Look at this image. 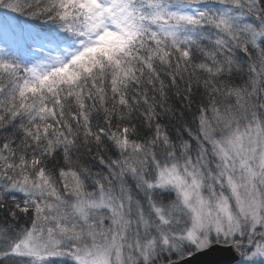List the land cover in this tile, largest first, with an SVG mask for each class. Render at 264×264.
Returning a JSON list of instances; mask_svg holds the SVG:
<instances>
[{
  "label": "snow or ice",
  "instance_id": "snow-or-ice-1",
  "mask_svg": "<svg viewBox=\"0 0 264 264\" xmlns=\"http://www.w3.org/2000/svg\"><path fill=\"white\" fill-rule=\"evenodd\" d=\"M0 12V264H264V0Z\"/></svg>",
  "mask_w": 264,
  "mask_h": 264
},
{
  "label": "trees",
  "instance_id": "trees-1",
  "mask_svg": "<svg viewBox=\"0 0 264 264\" xmlns=\"http://www.w3.org/2000/svg\"><path fill=\"white\" fill-rule=\"evenodd\" d=\"M0 18H6L7 20L13 21L18 26H25L28 22L23 17H16L13 14H5L0 12Z\"/></svg>",
  "mask_w": 264,
  "mask_h": 264
},
{
  "label": "rangeland",
  "instance_id": "rangeland-1",
  "mask_svg": "<svg viewBox=\"0 0 264 264\" xmlns=\"http://www.w3.org/2000/svg\"><path fill=\"white\" fill-rule=\"evenodd\" d=\"M8 22H10V23H12V24H14V25H16L13 21H11V19L10 20H7ZM18 26V25H17ZM22 27V26H21Z\"/></svg>",
  "mask_w": 264,
  "mask_h": 264
},
{
  "label": "water",
  "instance_id": "water-1",
  "mask_svg": "<svg viewBox=\"0 0 264 264\" xmlns=\"http://www.w3.org/2000/svg\"><path fill=\"white\" fill-rule=\"evenodd\" d=\"M192 264H197V261L194 260V261L192 262Z\"/></svg>",
  "mask_w": 264,
  "mask_h": 264
}]
</instances>
